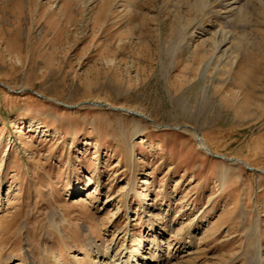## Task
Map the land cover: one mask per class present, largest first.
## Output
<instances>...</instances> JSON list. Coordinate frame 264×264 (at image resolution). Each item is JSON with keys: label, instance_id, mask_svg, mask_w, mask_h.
Masks as SVG:
<instances>
[{"label": "rangeland", "instance_id": "374dc122", "mask_svg": "<svg viewBox=\"0 0 264 264\" xmlns=\"http://www.w3.org/2000/svg\"><path fill=\"white\" fill-rule=\"evenodd\" d=\"M137 245L264 264V0H0V264Z\"/></svg>", "mask_w": 264, "mask_h": 264}, {"label": "bare ground", "instance_id": "6f19581e", "mask_svg": "<svg viewBox=\"0 0 264 264\" xmlns=\"http://www.w3.org/2000/svg\"><path fill=\"white\" fill-rule=\"evenodd\" d=\"M219 37V36H218ZM228 41V40H227ZM226 41L225 40H223L221 37H220V40H218L217 42H215V48H216V50H217V52L218 53H222V55H224L227 51V49L225 48V49H223L224 47H226ZM228 44V43H227ZM133 114H135L136 116H138V115H140L139 113H137V112H135V111H133L132 112ZM197 145H198V147H199V149L200 150H202V151H204V152H207V147L205 146V144H204V142H203V140H201V139H198V141H197ZM236 162V161H235ZM246 167V166H245ZM79 192H78V194H80V191H82L81 189H79L78 190ZM142 249H141V246H138L137 245V247L132 251V252H130V253H132V257H133V259H134V261H135V264H138L139 262L141 263V264H147V262H146V257H144L143 255H142V251H141Z\"/></svg>", "mask_w": 264, "mask_h": 264}, {"label": "water", "instance_id": "95a60500", "mask_svg": "<svg viewBox=\"0 0 264 264\" xmlns=\"http://www.w3.org/2000/svg\"><path fill=\"white\" fill-rule=\"evenodd\" d=\"M115 110H119V109H115ZM120 111H123V112H125L124 110H120ZM125 113H130V112H125ZM141 118H143V119H146L144 116H142ZM197 134V140H198V138L200 137L199 136V133H196ZM208 155H210V156H212V154H211V152L209 151V150H207V152H206ZM217 158H220V159H223V160H227V159H225V158H223V157H221V156H216ZM234 161H236L237 162V160H235V159H233ZM227 161H232V160H227ZM238 163H240V162H238ZM241 164V163H240Z\"/></svg>", "mask_w": 264, "mask_h": 264}]
</instances>
